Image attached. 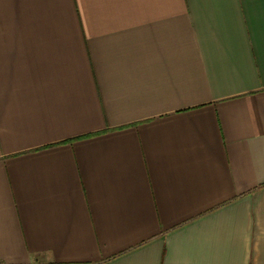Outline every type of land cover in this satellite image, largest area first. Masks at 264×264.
<instances>
[{"label":"crops","instance_id":"obj_1","mask_svg":"<svg viewBox=\"0 0 264 264\" xmlns=\"http://www.w3.org/2000/svg\"><path fill=\"white\" fill-rule=\"evenodd\" d=\"M0 264H264V0H0Z\"/></svg>","mask_w":264,"mask_h":264}]
</instances>
